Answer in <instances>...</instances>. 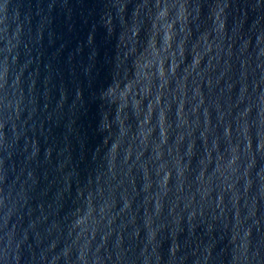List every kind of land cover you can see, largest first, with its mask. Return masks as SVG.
Masks as SVG:
<instances>
[{"label": "water", "instance_id": "95a60500", "mask_svg": "<svg viewBox=\"0 0 264 264\" xmlns=\"http://www.w3.org/2000/svg\"><path fill=\"white\" fill-rule=\"evenodd\" d=\"M0 264H264V0H0Z\"/></svg>", "mask_w": 264, "mask_h": 264}]
</instances>
